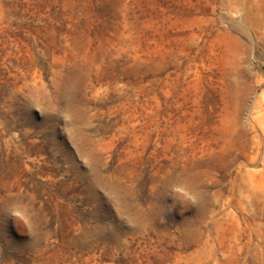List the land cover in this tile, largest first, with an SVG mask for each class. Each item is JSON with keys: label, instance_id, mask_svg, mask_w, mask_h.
Listing matches in <instances>:
<instances>
[{"label": "rangeland", "instance_id": "rangeland-1", "mask_svg": "<svg viewBox=\"0 0 264 264\" xmlns=\"http://www.w3.org/2000/svg\"><path fill=\"white\" fill-rule=\"evenodd\" d=\"M0 264H264V0H0Z\"/></svg>", "mask_w": 264, "mask_h": 264}]
</instances>
